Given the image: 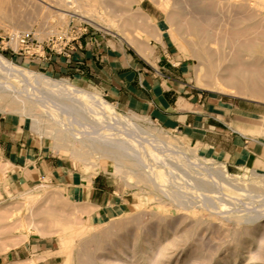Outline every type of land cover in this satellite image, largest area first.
<instances>
[{
	"label": "rangeland",
	"instance_id": "374dc122",
	"mask_svg": "<svg viewBox=\"0 0 264 264\" xmlns=\"http://www.w3.org/2000/svg\"><path fill=\"white\" fill-rule=\"evenodd\" d=\"M0 13V54L7 60L100 96L117 113L138 118L157 139L187 154L196 151L198 157L222 164L210 155L211 148L183 132L165 130L149 118L117 108L91 85L50 76L37 69L32 57L2 51L3 38L9 32L30 35L50 43L54 51L96 35L119 38L137 51L164 42L192 65L198 89L242 107L244 120L264 126V100L222 92L237 89L235 83H226L234 76L250 78L263 92L264 0H8ZM4 82L15 89L0 94V114L21 119L87 178L97 173L113 178L126 204L114 215H94L51 182L16 190L0 167V264H264V174L223 164L233 176L231 186H224L185 156L155 150L158 144L140 135L130 138L129 147H135L126 153L129 158L116 156L112 161L86 140L75 143L71 128L58 123L64 119L61 108L40 110L34 99L45 89L0 69V84ZM16 95L26 97L25 102ZM249 106L259 115L247 111ZM29 112L37 117L39 128L26 115ZM81 116L85 124L96 123L87 107Z\"/></svg>",
	"mask_w": 264,
	"mask_h": 264
},
{
	"label": "crops",
	"instance_id": "0c3cea01",
	"mask_svg": "<svg viewBox=\"0 0 264 264\" xmlns=\"http://www.w3.org/2000/svg\"><path fill=\"white\" fill-rule=\"evenodd\" d=\"M139 52L113 36H85L69 44L65 53L51 51L31 62L50 76L91 85L123 111L198 140L227 169L264 174V126L244 120L242 107L198 89L192 65L166 43ZM250 108L252 115L257 114L252 106L247 111ZM0 167L16 190L51 182L94 215H114L126 204L125 193L113 178L100 173L87 178L21 119L1 114Z\"/></svg>",
	"mask_w": 264,
	"mask_h": 264
},
{
	"label": "bare ground",
	"instance_id": "6f19581e",
	"mask_svg": "<svg viewBox=\"0 0 264 264\" xmlns=\"http://www.w3.org/2000/svg\"><path fill=\"white\" fill-rule=\"evenodd\" d=\"M6 2H8V0H0V12H2L3 5L5 6ZM11 2H12V0H11ZM15 4H17V3H15ZM195 53H196V51H195ZM198 56H200V54H198ZM203 58H205V57H203ZM204 62L207 63L206 60ZM0 69L2 71H5L6 74L10 77L14 76V77H17L19 79L26 80L27 82L30 83V85H33L35 89L37 87L45 89V93L47 92L46 94L42 93L39 96H35V99H34V101H35L34 103H37L39 105V107L41 108L40 110H42V107L46 110H48V108H51V107L61 108L63 111L62 115H64V119L60 120V121H62V125L60 122H58L59 125L60 126L66 125V127H69V129L71 128L70 129V130H72L71 135L74 136L75 143L78 142V143L82 144L83 141L86 140L89 142V145L92 146L93 149H96V150L100 151L101 153H103L105 155V158L109 157V159H111V160L114 159V157H116V156L127 158L128 155L126 153L128 151H130V149H134V147H135V146L134 147L132 146L133 148L129 147V145H130L129 143L132 140L130 138H133L134 135H140V136H142L141 137L142 140H143V138H145V140L150 139L153 142H156L158 145L156 144L157 147L155 150H157V148L159 149V147H161V148H165L166 151H169V152L171 151L170 154L173 153L176 156L177 155L178 156H185V158H183V159H186L185 161H188V163L190 162L195 167H199V169L201 168V169L209 172V174L211 175V178H214V180L216 182L219 181V183H221L222 185L229 186V187L231 186L230 185L231 182H233V176L227 172V170H226L225 166H223V164L220 165L217 163H213V161L206 160L204 158H200L196 155V153H195L196 151H192L190 154L188 152V154H187L185 151H183L181 148L175 146L173 143L168 142V141L165 142V141H163L164 139L163 140L157 139V137L151 131L142 127L138 123V121H139L138 118L125 117V116L120 115L119 113H117L115 111L114 107L110 103L103 100L100 96H98L94 93H91V92H88L82 88H79V87L71 84L67 80L52 79V78L45 76L43 74L36 73L34 71H30V70H27L25 68L19 67L16 64L12 63L11 61L7 60L1 54H0ZM236 78H238V76L237 77L234 76L233 78L228 79L226 81V83L227 84L228 83L229 84L235 83L236 85L234 84V86L237 87V89L235 91H227V90L222 88V92L230 93L233 96L248 97V98L253 99L255 101H258V102L264 100V93H263L264 88H263V92H259V90H257L258 86H257V83L255 81L250 80V78H248L249 80H243V79H241V77H239L241 79V80L239 79L240 80L239 81ZM11 86L12 85H10V83H8V82L1 83L0 84V94H5L9 91H12V89H15L14 87L11 88ZM208 87H211V85ZM212 88L213 87H211V89ZM227 88H229V87H227ZM216 89H218V88L216 87ZM216 89H215V91H216ZM15 91H17V90H14L13 92H15ZM16 97L18 98L19 96L16 95ZM16 97H12V99L16 98ZM25 98H18V101L19 102H22V101L25 102L24 100H22ZM13 100H16V99H13ZM84 107H87L88 109H90L92 111L91 117H93L92 120L93 121L95 120L96 123L95 122L94 123H88V124L83 123L82 120H84L85 117L82 118L81 109ZM46 110H45V112H46ZM43 112H42V114H43ZM49 114H52L53 116H55L54 113H49ZM26 115L32 119L33 124L36 127V124L38 122L37 117L32 112L26 113ZM62 115L61 116L57 115V117L61 118ZM105 116L111 122L110 121L108 122L106 120ZM58 118L57 119L54 118V119L58 120ZM85 122H86V119H85ZM87 122H91V120L87 121ZM75 126H77V128H79V129H81V131L77 130V129H75V131H73ZM59 128H61V127H59ZM67 132H69V130ZM58 133H59V130H58V132H55V134L53 135V138L56 141L60 140V138H59L60 135L58 136ZM69 133H67L68 137H70ZM75 134H77L78 136H75ZM67 139H69V138H67ZM147 142L149 143V140ZM149 145H150V143H149ZM150 149H152V148H150ZM150 149H149V151H150ZM152 151H154V150H152ZM166 151H165V153H166ZM142 152H144V151H142ZM150 153H152L151 155H154V157H156V158L159 157V155H155V153H153V152H150ZM156 153L158 154V152H156ZM129 156H130V154H129ZM129 156H128V158H129ZM162 156H163V154H162ZM159 160H161V158ZM121 161H122V159H121ZM118 163L119 162H117L115 165L116 169H119V167H120L118 165ZM197 172H199V171H197ZM207 172H206V174H207ZM208 177H210V176H208ZM262 182H263V180H262ZM50 226H52V225H50ZM31 262H32V260H31Z\"/></svg>",
	"mask_w": 264,
	"mask_h": 264
},
{
	"label": "built area",
	"instance_id": "2783aa9c",
	"mask_svg": "<svg viewBox=\"0 0 264 264\" xmlns=\"http://www.w3.org/2000/svg\"><path fill=\"white\" fill-rule=\"evenodd\" d=\"M3 40L4 42L1 43L2 51L9 50L12 53L18 51L20 52V55L32 57L36 60L44 59L45 57H48V54L51 51H54V47H50V43H46V45H44L43 43H39L35 39L30 38V35H25L18 32L7 33ZM69 44L70 42H67L62 46L60 45L59 49L55 52L65 53Z\"/></svg>",
	"mask_w": 264,
	"mask_h": 264
}]
</instances>
